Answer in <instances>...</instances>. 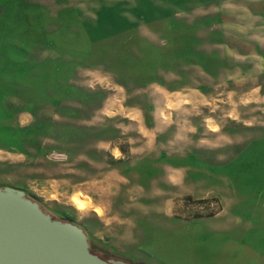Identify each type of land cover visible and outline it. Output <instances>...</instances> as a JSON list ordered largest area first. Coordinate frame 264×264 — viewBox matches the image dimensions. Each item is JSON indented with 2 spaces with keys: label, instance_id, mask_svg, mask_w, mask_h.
Here are the masks:
<instances>
[{
  "label": "rangeland",
  "instance_id": "1",
  "mask_svg": "<svg viewBox=\"0 0 264 264\" xmlns=\"http://www.w3.org/2000/svg\"><path fill=\"white\" fill-rule=\"evenodd\" d=\"M0 186L132 264L219 255L195 212L264 222V0H0Z\"/></svg>",
  "mask_w": 264,
  "mask_h": 264
},
{
  "label": "water",
  "instance_id": "2",
  "mask_svg": "<svg viewBox=\"0 0 264 264\" xmlns=\"http://www.w3.org/2000/svg\"><path fill=\"white\" fill-rule=\"evenodd\" d=\"M0 264H127L91 252L79 224L54 217L25 190L0 186Z\"/></svg>",
  "mask_w": 264,
  "mask_h": 264
},
{
  "label": "crops",
  "instance_id": "3",
  "mask_svg": "<svg viewBox=\"0 0 264 264\" xmlns=\"http://www.w3.org/2000/svg\"><path fill=\"white\" fill-rule=\"evenodd\" d=\"M221 209L213 215L197 217L200 221L207 223L209 226L206 232L211 235H218L222 244L219 247V255H213L205 251L203 264H261L264 263V222L260 219H251L248 222L252 226L251 230L242 229L243 220L237 218H225V207L221 203ZM230 222V223H229ZM240 222V223H239ZM223 223V224H222ZM222 224V225H221ZM229 224V229L226 227ZM252 237V240L249 238ZM262 241L256 244L255 240ZM225 239V240H224ZM252 242V243H251ZM213 248V246H212ZM245 250L249 251L247 255ZM254 251L255 256H254ZM142 264V263H140Z\"/></svg>",
  "mask_w": 264,
  "mask_h": 264
},
{
  "label": "flooded vegetation",
  "instance_id": "4",
  "mask_svg": "<svg viewBox=\"0 0 264 264\" xmlns=\"http://www.w3.org/2000/svg\"><path fill=\"white\" fill-rule=\"evenodd\" d=\"M73 222H75V221H73ZM75 223H77V222H75ZM77 224H79V223H77ZM86 233L88 235L89 247H90L91 252L97 254L101 258L108 260V261H116V262H124L127 264H132L125 257L117 254L116 250L107 247L105 244L101 243L100 241L97 242L95 240H92L87 231H86Z\"/></svg>",
  "mask_w": 264,
  "mask_h": 264
},
{
  "label": "bare ground",
  "instance_id": "5",
  "mask_svg": "<svg viewBox=\"0 0 264 264\" xmlns=\"http://www.w3.org/2000/svg\"><path fill=\"white\" fill-rule=\"evenodd\" d=\"M73 205L79 210H86L87 208L91 207L92 202L90 199L83 197L81 195H75L72 197ZM95 210L101 215L102 210L100 207L95 208Z\"/></svg>",
  "mask_w": 264,
  "mask_h": 264
},
{
  "label": "trees",
  "instance_id": "6",
  "mask_svg": "<svg viewBox=\"0 0 264 264\" xmlns=\"http://www.w3.org/2000/svg\"><path fill=\"white\" fill-rule=\"evenodd\" d=\"M187 199H189V200H192V201H195V200H193L192 199V197L191 196H189L188 195V197H187ZM196 201L197 202H209L210 200L209 199H196ZM218 208L216 209V210H214L213 212H209V213H207L206 215L205 214H202V213H197V212H195L193 215H192V217L193 218H197V217H202V216H210V215H213V214H215L216 212H218L220 209H221V205H220V202H218Z\"/></svg>",
  "mask_w": 264,
  "mask_h": 264
}]
</instances>
